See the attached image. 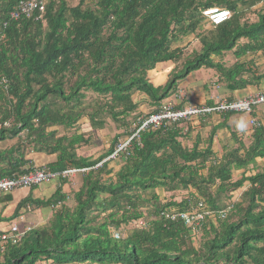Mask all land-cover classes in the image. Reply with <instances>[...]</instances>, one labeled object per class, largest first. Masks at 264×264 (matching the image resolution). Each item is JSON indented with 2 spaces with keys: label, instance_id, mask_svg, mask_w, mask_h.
I'll return each instance as SVG.
<instances>
[{
  "label": "trees",
  "instance_id": "1",
  "mask_svg": "<svg viewBox=\"0 0 264 264\" xmlns=\"http://www.w3.org/2000/svg\"><path fill=\"white\" fill-rule=\"evenodd\" d=\"M18 1L0 0V141L15 139L0 147V178L32 169L31 151L54 156L38 168L86 171L69 195L62 184L70 177L59 176L50 197L29 192L17 202L10 219L21 209L52 215L17 243H0V264H264V168L232 178L264 157L260 120L249 146L233 132L235 145L222 153L207 115L188 127H150L95 167L193 71L212 70L221 92L257 85L264 0H46L40 18L13 20ZM213 7L231 16L213 25L203 15ZM168 61L166 81L154 85L147 71ZM86 91L101 97L95 105L84 106ZM199 202L211 214L193 232L163 215Z\"/></svg>",
  "mask_w": 264,
  "mask_h": 264
},
{
  "label": "built area",
  "instance_id": "2",
  "mask_svg": "<svg viewBox=\"0 0 264 264\" xmlns=\"http://www.w3.org/2000/svg\"><path fill=\"white\" fill-rule=\"evenodd\" d=\"M45 3L46 0H19L15 7L9 12V16L13 20H17L21 16L27 18L33 14L35 15V18H40L45 10ZM203 15L208 18L211 24L218 25L227 20L231 16V12L226 8L213 7L204 10ZM3 25H5V23ZM178 99H181V94L176 92L174 93L173 98L159 103L154 106L147 115L141 116L137 120V125L132 128L131 135L125 141L118 143L115 150L95 167L108 159L117 158L122 152L124 153L127 150L130 141L133 138H138L141 131L150 127H167L171 124L180 122L191 123L196 117L213 113L223 114L226 112H235L251 115L255 107L264 104V91H253L234 99H220L213 105L209 106L204 104H190L178 107L174 102V100ZM247 125L248 127L254 128L259 125V121L256 117L251 116ZM85 171V168H67L62 172H52L46 167H32V169L23 174L0 178V194L12 192L16 189L34 187L43 182L56 179L59 176L62 178L71 177L78 172ZM210 214V210L203 208L202 204L199 202L196 207H190L186 210L165 212L163 215L169 220H182L191 228V232H193L202 225L205 217ZM220 214L223 217L224 213L220 212ZM20 219L22 221L23 217ZM139 225H141V223H139ZM30 229V224L22 226L21 224L18 225L17 222H12L8 224L5 230L0 232V243L10 242L15 244L20 241L24 234ZM114 236L117 237L118 234L115 233Z\"/></svg>",
  "mask_w": 264,
  "mask_h": 264
},
{
  "label": "crops",
  "instance_id": "3",
  "mask_svg": "<svg viewBox=\"0 0 264 264\" xmlns=\"http://www.w3.org/2000/svg\"><path fill=\"white\" fill-rule=\"evenodd\" d=\"M256 58L261 68L263 69L264 68V56L261 54H257ZM173 67L174 65L170 61L159 63L155 66V68L147 71V77L154 85L163 84L167 79L168 73L171 71ZM212 75H213L212 70L200 69L199 71H196V73L194 72L190 73L185 78L184 81H181L176 91L177 93L179 92L181 94V99L174 100V102L177 105H180V103L183 102V104H181L178 107H182V106L190 105V104H197V103H201V104H205L209 106V102L211 100L213 101V104H214L220 99H227V98L234 99V98L242 97L245 94L253 92V91H258V90L264 91V88H263L264 87V76L260 80V82L255 86L248 85L247 87L243 89H236L233 92L228 93V92H224V90L223 92L220 91V87L219 85H216L214 83L215 78H214V75L213 76ZM211 88L215 89V94L212 96L209 90ZM202 90L204 91V98L201 97V100H200L201 102L196 103V99L197 98L199 99L198 93L201 92ZM229 95H231L232 97L229 98ZM153 107L154 105L150 106V109H152ZM207 116L211 120L208 122H210L211 125L217 126V134L214 137V148L220 151V153H222L223 148L227 150V149L232 148L235 145L232 139V135H231V133L233 132L237 134L239 141L242 142L243 145L249 146L251 144V141H252L251 134H252L253 128L248 127L247 124L249 123V120L252 116L260 120L264 126V104H261L255 107L251 115L241 114V113H224V114L213 113ZM198 118L199 117L194 118L191 123H181L180 122L179 124L181 126L188 127L192 123H196ZM14 143H15V139L0 141V147L5 148L9 145H13ZM27 157L29 158V163H31L33 167L45 165L51 162L54 158L53 155H47L43 152H33V151H31ZM261 168H264V157H256L252 163L244 167H238L236 169H233L232 178L233 180L240 179L243 175L247 176L248 174H254ZM52 181L53 183H52V186H50L51 188H48V187L44 188L45 191L48 190L47 194L45 195L42 194L41 190L36 189L38 185L32 190H29V188L14 190L12 192L13 201L8 203L7 205L0 204V217L3 218V220L0 221V232L2 230H5L8 224L12 222H16L17 220H21L20 219L21 217H23V220H24V217H25L24 210L25 209H21L18 217L13 218V219H10V218L14 212L17 202H19L29 192L32 194L33 198H37V199H46L50 197L54 193L56 187L60 185V180L54 179ZM49 182H51V180L48 181L47 183ZM43 184H44V187L46 185H51V184H45V183ZM79 184H80V178L78 174L71 176L69 179V182L62 184V192L66 193V195H69V193L72 192L73 190H77ZM24 190L28 192H25ZM35 224H38V223H35Z\"/></svg>",
  "mask_w": 264,
  "mask_h": 264
},
{
  "label": "rangeland",
  "instance_id": "4",
  "mask_svg": "<svg viewBox=\"0 0 264 264\" xmlns=\"http://www.w3.org/2000/svg\"><path fill=\"white\" fill-rule=\"evenodd\" d=\"M204 70V69H203ZM196 71H199V69L198 70H195V71H193L194 73H196ZM204 73V72H203ZM74 79V78H73ZM264 88V87H263ZM210 90V94H211V96L212 95H214L215 94V89L214 88H211V89H209ZM86 93V98H85V101H84V106H86V105H88V104H94L95 105V103L97 102V100L99 99V98H101V97H99L97 94H95V93H91V92H88V91H86L85 92ZM198 97H199V99L197 98L196 99V103L197 102H201L200 100H201V97L202 98H204V91L202 90L201 92H199L198 93ZM197 104H201V103H197ZM205 105V104H204ZM143 110L144 111H150L149 110V107L148 106H144L143 107ZM86 121V119H84V118H82L79 122H78V125L81 127V125L83 124V122H85ZM84 125L85 124H83V127H84ZM132 128H133V126H132ZM78 130V132H80L81 131V129H77ZM59 133L60 134H63L64 133V130H60L59 131ZM103 134V133H102ZM103 136H104V134H103ZM110 136V135H109ZM92 138H94V139H97V138H99L98 136H97V133H96V131H93V135H92ZM105 138V137H104ZM106 141H107V138H106ZM105 141V143H104V145L105 146H108V142H106ZM120 142H122V141H120ZM119 142V143H120ZM91 149V148H90ZM52 180H54V179H52ZM51 180V182H49V183H47V182H43V183H45V184H51V185H46L45 187H44V184L43 183H41V184H39L38 185V187H36V189L37 190H41V192H42V194L43 195H45V194H47V192H48V190H44V188H46V187H48V188H51L50 186H52V183H53V181ZM241 190H242V188L241 189H239V190H237V191H235L234 193H233V196H235V198L234 199H236V198H238L239 196H240V194H241ZM25 192H28V191H26V190H24ZM23 191V192H24ZM172 193H167L166 195H165V201H168L169 200V198H171V195ZM182 194H185V192L183 191V192H181V193H175L174 194V196L172 197V199L174 198L176 201L177 200H180L181 199V197H182ZM161 195L163 196V193H161ZM239 199V198H238ZM27 213H25L24 215H25V217H24V220L23 221H21V220H17L16 222L18 223V225H22V226H25L26 224H30V226L31 227H33V226H38V225H40V224H43V223H45L50 217H51V215H52V208H43V209H31V210H27L26 211ZM30 218V219H29ZM35 223H38V224H35ZM8 226V225H7Z\"/></svg>",
  "mask_w": 264,
  "mask_h": 264
}]
</instances>
